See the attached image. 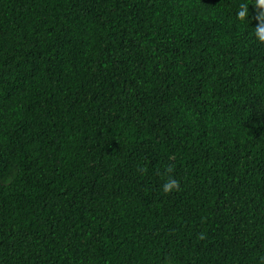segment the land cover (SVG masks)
Returning <instances> with one entry per match:
<instances>
[{
	"label": "trees",
	"instance_id": "16d2710c",
	"mask_svg": "<svg viewBox=\"0 0 264 264\" xmlns=\"http://www.w3.org/2000/svg\"><path fill=\"white\" fill-rule=\"evenodd\" d=\"M262 12L0 0V264H264Z\"/></svg>",
	"mask_w": 264,
	"mask_h": 264
},
{
	"label": "clouds",
	"instance_id": "9594fccd",
	"mask_svg": "<svg viewBox=\"0 0 264 264\" xmlns=\"http://www.w3.org/2000/svg\"><path fill=\"white\" fill-rule=\"evenodd\" d=\"M255 5L258 9L264 10V0H255ZM247 14V7L242 6L237 14L238 19L244 21ZM254 38L258 43L264 44V12L258 17V24L254 32ZM178 188L179 182L174 178L165 180L161 185V190L164 194H170L171 192L178 190Z\"/></svg>",
	"mask_w": 264,
	"mask_h": 264
}]
</instances>
